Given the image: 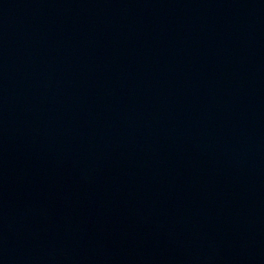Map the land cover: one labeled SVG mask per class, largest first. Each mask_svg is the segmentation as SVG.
<instances>
[{
	"label": "water",
	"instance_id": "water-1",
	"mask_svg": "<svg viewBox=\"0 0 264 264\" xmlns=\"http://www.w3.org/2000/svg\"><path fill=\"white\" fill-rule=\"evenodd\" d=\"M0 264H264V0H0Z\"/></svg>",
	"mask_w": 264,
	"mask_h": 264
}]
</instances>
